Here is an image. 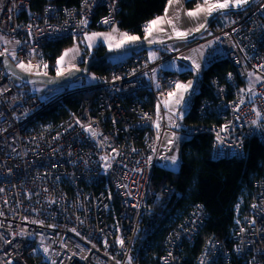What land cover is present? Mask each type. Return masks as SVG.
Returning <instances> with one entry per match:
<instances>
[{
    "label": "built area",
    "instance_id": "2783aa9c",
    "mask_svg": "<svg viewBox=\"0 0 264 264\" xmlns=\"http://www.w3.org/2000/svg\"><path fill=\"white\" fill-rule=\"evenodd\" d=\"M46 1L41 10L30 11V0H0V36L14 43L0 45V59L41 65L45 42L74 37L81 44L88 33L111 30L120 4ZM262 5L264 0H255L229 13L221 28L191 42L207 45L205 67L222 59L233 67L224 81L210 80L212 96H202L197 106L200 116L212 115L218 123L166 125L163 101L181 75L161 65L184 48L157 47L153 59L134 54L109 79L68 90L91 94L75 112L44 128L36 117L51 103L41 105L27 85H14L0 64V264H149V255L159 264H182L208 213L193 204L168 228L157 255L147 248L180 196L170 184L149 195L153 168L165 154L163 135L171 130L187 139L208 132L213 158H240L250 137L264 140ZM101 9L105 13L98 15ZM105 18L110 22L103 23ZM238 263L264 264V179L255 183L230 243L209 237L195 259V264Z\"/></svg>",
    "mask_w": 264,
    "mask_h": 264
},
{
    "label": "trees",
    "instance_id": "16d2710c",
    "mask_svg": "<svg viewBox=\"0 0 264 264\" xmlns=\"http://www.w3.org/2000/svg\"><path fill=\"white\" fill-rule=\"evenodd\" d=\"M80 1L55 0V2H62L69 6L78 5ZM195 1L187 0L186 6H191ZM167 2L168 0H120L113 28L142 37L145 33V25L164 12ZM46 4V0H30L28 9L39 11ZM104 13V9H101L98 15ZM216 20L208 29L209 31L221 28L226 21ZM74 45H78L81 50L82 60L79 65L108 51L101 43L88 48L84 43H78L77 38L74 37L45 42L42 45L44 61L41 67L46 74L55 75L57 60L65 50ZM142 52H146V49L126 53L122 59L118 60L110 58L101 60L95 63L90 71L94 72L96 80L109 79L114 68L134 54ZM45 64L48 65L47 68L44 67ZM232 68L227 59L216 61L204 68L199 78L198 92L184 118L185 122L197 125L219 122V119L212 115L200 116L197 106L202 96H212L210 80L217 76L220 81H224V73ZM180 75L181 79L187 78L191 72L184 71ZM67 91L66 89L61 93L63 96L59 101L52 102L38 114L36 119L39 120L40 125H56L71 112H75L80 100L91 94L90 90L66 93ZM211 147V134L208 132L196 134L184 139L181 143L180 162L177 170H170L160 164L153 168L149 195H153L154 192L159 191L167 184L173 185L175 190L180 193V196L175 199L165 214L160 226L148 239L147 248L153 254L159 253L161 241L168 228L177 220L179 221L180 216L187 212L193 204H201L207 211L208 217L194 241L186 246L182 264H195L197 255L209 237L216 238L224 244L230 243V235L236 221L235 205L242 195L243 208L240 215L247 212L248 203L252 200L255 191V183L264 179V140L257 136L250 137L244 144V155L240 158H213ZM147 262L159 264L157 257L153 258L152 255L147 256Z\"/></svg>",
    "mask_w": 264,
    "mask_h": 264
},
{
    "label": "rangeland",
    "instance_id": "374dc122",
    "mask_svg": "<svg viewBox=\"0 0 264 264\" xmlns=\"http://www.w3.org/2000/svg\"><path fill=\"white\" fill-rule=\"evenodd\" d=\"M227 17H228V14H222L218 16L216 21H220V22L225 21ZM113 29L115 28H112L111 31L110 30L109 31L116 34V36H115V39L110 44L109 46L110 48L108 51L120 50V49H124L130 46H133V45L142 44V43L148 42L152 38V35L146 36V33H144V35L140 37L137 34L119 31L117 29L116 31H113ZM92 33H95V32L88 33L89 35L87 34L85 36L88 37ZM123 33H126L128 36H136L138 37V39L135 41L125 43L122 47L117 48L115 47V45L120 43L122 39H126L124 36L121 35ZM208 34H209V30L207 29L203 34L200 35L199 39L204 38ZM85 42H86V45L89 44V41L87 39H85ZM4 43H7L8 45L11 44V42H8V40H6V42L4 41ZM73 47L74 46H71V48ZM206 47H207L206 44L191 45V43L189 42L173 43V44L166 46V49L168 52H172L174 50H180L182 48H184L185 50L177 57L171 58L168 61L164 62L161 65L162 69L176 73V74H180L181 72H184V71H189L191 72V75L187 78L180 79L177 82V84L187 85L189 81L192 82L191 87L186 92H183L184 99L179 104L176 103V100L179 99V92L176 88L177 84L175 85L174 88L170 90V93H176V95L174 96L169 95L168 98L163 101V106L165 109V120H166V125L168 128L177 129L179 127V124L182 123V121H184L185 116L189 112L194 102L195 95L197 94L198 89H199V78L201 77L203 70L205 68L203 56H204ZM145 54L150 59H153V57L155 58L156 56L155 48H147ZM69 55L73 56L76 54L70 53ZM124 56L125 54H118V55L111 56L109 58L111 60H118V59H122ZM14 61L17 64L18 68H20L19 65L21 63L28 65L24 61H21V60H14ZM197 64L200 65L199 70H197L195 67ZM76 67L77 66L74 62H64L61 65L56 66L55 76H57L58 70H64L65 73H67L69 72V69H74ZM27 73L46 74L44 69L39 64H33L32 70ZM96 81L97 80H96V76L94 72L89 71L85 76L74 79L66 86L46 85L42 83H31L28 85V88L33 94L37 96V98L40 101V104L45 105L47 103L54 102L57 99V97L61 93H63L66 89L71 90V89L83 88L85 86L95 84ZM154 110H155L156 122L158 123V117L160 114V110L158 109L157 105H155ZM40 127L44 128V127H48V125L47 124L40 125ZM183 140L184 138L181 135H177L175 132L171 130H167L164 133L163 139H162V147L165 149V154L159 159L160 165L170 170H173V168L171 167L170 158L172 156H176L178 159V164L176 165L175 170L178 169L179 162H180V146ZM164 157H168L169 159L165 160ZM242 208H243V195L238 198V201L235 205L236 220L240 217Z\"/></svg>",
    "mask_w": 264,
    "mask_h": 264
},
{
    "label": "water",
    "instance_id": "95a60500",
    "mask_svg": "<svg viewBox=\"0 0 264 264\" xmlns=\"http://www.w3.org/2000/svg\"><path fill=\"white\" fill-rule=\"evenodd\" d=\"M255 0H250V2L246 5H244L242 8H233L229 7L227 9L218 10L214 13H212L211 16H209L203 24H205L204 28H200L199 31H195L192 34L184 37V38H170L163 41H157V42H145L138 45H133L124 49L120 50H114V51H107L104 54L100 56H95L93 58H90L86 60L80 68H74L71 69L70 72L65 73L63 76H55L50 74H32L27 73L20 68L17 67V65L14 64V62L10 59L8 56H3L0 59V64L2 67L7 71V73L11 76V81L14 85L20 86V85H29L31 83H42L46 85H61L66 86L71 81L78 77L85 76L90 69L93 67V65L101 60L107 59L111 56L118 55V54H126V53H133L142 49L147 48H157V47H166L173 43H179V42H193L198 37H200L201 34H203L207 29L210 28V26L215 22V20L218 18V16L222 14H229L232 12H240L245 10L247 7H249Z\"/></svg>",
    "mask_w": 264,
    "mask_h": 264
},
{
    "label": "snow or ice",
    "instance_id": "6c2138e0",
    "mask_svg": "<svg viewBox=\"0 0 264 264\" xmlns=\"http://www.w3.org/2000/svg\"><path fill=\"white\" fill-rule=\"evenodd\" d=\"M250 2V0H223V2H215L212 3L210 2V0H204V5H200L197 4L195 10L190 11L187 13L188 16L196 18L199 17L200 14H205V16H211L212 13L218 11V10H222V9H227L229 7H233V8H242L244 5L248 4ZM173 4V0H169V6H171ZM262 7H264V5H262ZM167 12H168V8H165V17L167 16ZM165 17H157L156 19L149 21L146 25H145V33L146 36H151L152 33L154 31H163V29L158 28V25H160L161 23H163L165 21ZM176 20H179V16L176 17ZM109 19L105 18L103 23H109ZM167 23L172 25L173 28H175V25L173 24L172 20H167ZM81 24L86 25L87 24V20H82ZM205 24H200L199 28L194 29L195 31H199L200 28H204ZM113 31H116V29H113ZM177 38H184L188 35H190V32H176L175 33ZM99 35H103V34H99V33H92L90 36L86 37V39L89 41V47L92 46V42L94 41V39L99 36ZM122 36H124L126 39H122L120 41V43L116 44L115 47L120 48L122 47L125 43L131 42V41H135L138 39V37L136 36H128L126 33L121 34ZM150 43L152 41H149ZM70 53L79 54V50L76 47L70 48L65 50V52L63 53V55H61L59 57V59L57 60V65H61L62 63L65 62V58L69 56ZM75 56H72V59H74ZM154 58V57H153ZM19 67L21 68V70L23 71H27L30 72L32 70V65H25L23 63H21L19 65ZM45 68L48 67L47 64L44 65ZM196 69L199 70L200 65L197 64ZM71 71V69H69V72ZM65 75V71L64 70H58L57 71V76H63ZM251 75V74H250ZM229 76H231V74H229ZM257 79H260L259 77ZM192 85V82L189 81L187 85H182V84H177L176 88L179 92V99L176 100V103L179 104L183 99V92H186ZM254 94V93H253ZM170 96H174L176 95V93H170ZM159 109V106H157ZM257 115L259 116L260 114L257 113ZM253 124H256L257 121L253 120L252 121ZM88 131H92L90 128L86 129ZM92 135H95V132L92 131ZM219 136H218V140H219ZM171 143V141H170ZM165 160L169 159L168 157H164ZM171 167L173 168V170H175L176 165L178 164V159L176 156H172L171 158ZM119 243L123 244V241L120 240ZM45 253H47L48 249L45 248L44 249Z\"/></svg>",
    "mask_w": 264,
    "mask_h": 264
},
{
    "label": "crops",
    "instance_id": "0c3cea01",
    "mask_svg": "<svg viewBox=\"0 0 264 264\" xmlns=\"http://www.w3.org/2000/svg\"><path fill=\"white\" fill-rule=\"evenodd\" d=\"M186 1L187 0H173V4L171 6H169V0H168L166 7H165V8H168L167 16L165 17V10L161 15L157 16V17H165V21L163 23H161L160 25H158V28L163 29V31H154L152 33V38L149 41L157 42V41L167 40L170 38H175V37H177L175 34L177 31L178 32H190V34H192L193 32H195L194 29L199 28L200 24H203L205 22V20L209 16H205V14H203V13L200 14L199 17H196V18H193V17H190L187 15L188 12L195 10L197 4H200L203 6L204 0H196L194 3H192L191 6H186ZM210 2L215 3V2H217V0H210ZM218 2H223V0H218ZM177 16H179L178 21L176 20ZM157 17H155L154 19H156ZM154 19H152V20H154ZM167 20H172L173 24L175 25V28H173L172 25L168 24ZM110 31H96L95 33H99V34H103V35L97 36L94 39V41L92 42V46H95V45L101 43L105 46V48L107 50H109V48H110L109 46L112 43V41L115 39V36H116V34L110 32ZM85 39H86V36L83 38L84 45L87 46L88 48H91L92 46L89 47V44L86 45ZM6 40L7 39L0 36V45H4V46L11 48L14 43L12 41L8 40V42H11V44H12V45L11 44L8 45L7 43H4V41L6 42ZM74 47L78 48L79 54L74 55L75 56L74 59H72V56L69 55L68 57L65 58V62H74L77 66L82 60L81 50H80V47L78 45H74Z\"/></svg>",
    "mask_w": 264,
    "mask_h": 264
},
{
    "label": "flooded vegetation",
    "instance_id": "af4514ba",
    "mask_svg": "<svg viewBox=\"0 0 264 264\" xmlns=\"http://www.w3.org/2000/svg\"><path fill=\"white\" fill-rule=\"evenodd\" d=\"M13 62H14L15 65H17V64L15 63V61H13ZM80 67H81V65L78 64L76 68H80Z\"/></svg>",
    "mask_w": 264,
    "mask_h": 264
}]
</instances>
